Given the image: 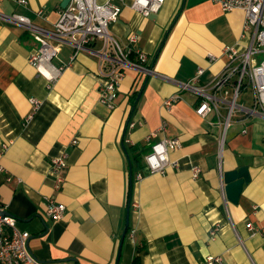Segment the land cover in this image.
<instances>
[{
    "label": "crops",
    "instance_id": "0c3cea01",
    "mask_svg": "<svg viewBox=\"0 0 264 264\" xmlns=\"http://www.w3.org/2000/svg\"><path fill=\"white\" fill-rule=\"evenodd\" d=\"M64 1L0 0V202L17 217L18 227L30 232L29 249L37 261L116 264L130 207V228L136 232L134 238L126 235L119 264H134L138 247L139 264H203L210 255L221 256L223 264H264V231L252 235L246 226L264 227V117L236 113L222 145L217 118L196 112L194 94L181 93L170 111L163 107L199 67L208 84L227 64L225 56L211 64L208 54L221 56L226 46L245 48L240 40L245 13L224 11L212 0H166L158 13L145 16L130 7L132 0H115L122 11L110 33L147 53L157 74L126 70L117 106L110 110L99 100L95 52L101 40L72 62L73 48L65 44L54 62L70 66L49 90L29 62L37 47L33 34L8 19L25 15L52 30ZM132 34L136 43H130ZM136 92H142L139 100ZM34 97L43 104L26 122ZM247 99L239 104L251 107L253 96ZM164 121L166 130L150 139ZM165 136L181 139L182 146L170 151L177 166L165 175L149 174L145 155ZM131 146L143 159V168L132 173ZM63 152L69 154L65 181L56 190L50 164ZM194 165L201 168L197 177ZM242 166L251 180L233 203L224 196L223 176ZM46 196L67 206L63 219L48 217Z\"/></svg>",
    "mask_w": 264,
    "mask_h": 264
},
{
    "label": "built area",
    "instance_id": "2783aa9c",
    "mask_svg": "<svg viewBox=\"0 0 264 264\" xmlns=\"http://www.w3.org/2000/svg\"><path fill=\"white\" fill-rule=\"evenodd\" d=\"M27 5L28 0H14ZM220 5L224 11L242 10L245 13L243 29L240 40L247 45L240 51L235 46H226L222 55L208 54L211 64L225 56L227 64L208 84L201 81L205 72L199 67L195 76L189 81L179 83V92L168 97L163 107L170 111L174 103L182 97L181 93L190 92L197 97L196 112L207 117L215 115L217 123L221 127V143L224 144L227 130L233 123L236 113L261 114L264 117V0H212ZM166 0H132L130 7L149 16L158 13ZM122 11L115 0H70L67 7L60 12L58 21L52 30L45 29L33 23L25 15L14 14L8 19H13L23 24L37 42V47L29 57L30 64L37 70L39 76L47 81L49 90L53 89L70 64H56L57 57L62 47L66 44L73 48L71 62L78 53L88 48L92 43L101 40L102 46L95 54L99 57V75L101 82L98 85L99 100L102 104L113 110L117 106V99L126 70L156 75L153 60L147 53L132 45L124 46L110 33V26L115 22ZM41 12V11H40ZM138 36L132 34L130 43H136ZM164 77L163 75H161ZM166 78V77H164ZM251 88L253 104L251 107L238 103L242 91ZM43 101L32 98V111L26 122H29L35 113L41 108ZM214 124L213 122H211ZM137 124L136 120L129 122L131 127ZM167 127L164 121L161 127L149 135V138L157 137L160 131ZM129 141V140H127ZM76 143V141H73ZM11 142L4 143L2 152L5 153L11 146ZM179 137L165 136L151 144V149L145 155V164L149 174L165 175L168 168L177 166L172 162L170 151L181 147ZM68 152L54 157L50 164V174L53 178V187L56 190L64 184L62 170L68 164ZM3 167L0 164V170ZM201 168L194 165V176L197 177ZM142 175H139V179ZM8 180H11L9 177ZM224 188V185H223ZM224 196L225 192H224ZM46 213L52 221L63 219L67 214V206L59 202L53 196H46ZM252 235L264 231V227H257L252 222L246 224ZM217 227L212 230V235L217 232ZM135 230L130 231V237L134 238ZM31 234L27 230L18 227V219L8 211L6 205L0 202V264H40L29 249ZM203 264H223L221 256H207Z\"/></svg>",
    "mask_w": 264,
    "mask_h": 264
},
{
    "label": "water",
    "instance_id": "95a60500",
    "mask_svg": "<svg viewBox=\"0 0 264 264\" xmlns=\"http://www.w3.org/2000/svg\"><path fill=\"white\" fill-rule=\"evenodd\" d=\"M69 2H70V0H65L62 3V7L63 8L67 7ZM141 94H142V92L139 94L138 100H139ZM130 171L132 173L131 162H130ZM223 180H224V184H225L224 192H225L227 200H229L233 203H238L240 196L242 194V191L244 189L245 183H247L251 180L249 168L247 166H242L239 169L225 172L224 176H223ZM131 181H132V178H131ZM129 227H130V207L128 208V211H127L126 228H125V231L121 237L116 264L120 263V258H121V254H122V247H123V244H124V241H125Z\"/></svg>",
    "mask_w": 264,
    "mask_h": 264
},
{
    "label": "trees",
    "instance_id": "16d2710c",
    "mask_svg": "<svg viewBox=\"0 0 264 264\" xmlns=\"http://www.w3.org/2000/svg\"><path fill=\"white\" fill-rule=\"evenodd\" d=\"M139 94V92H136V95ZM136 98V97H135ZM127 153L129 156V161L132 164V172L135 168L139 167V168H143V164H142V155L141 152L134 146H131L127 149ZM131 231V228H128L127 234H129ZM140 251L141 248L138 247L137 252H136V256L134 258V264H139V260H140Z\"/></svg>",
    "mask_w": 264,
    "mask_h": 264
},
{
    "label": "rangeland",
    "instance_id": "374dc122",
    "mask_svg": "<svg viewBox=\"0 0 264 264\" xmlns=\"http://www.w3.org/2000/svg\"><path fill=\"white\" fill-rule=\"evenodd\" d=\"M259 58L260 59H264V54H261ZM252 96H253V93H252V89L251 88H248V91H245V90L242 91V95H241V98L239 99V103H243L244 102L243 101L244 97L249 98V100L247 99L248 100L247 102L249 103L250 99L252 98Z\"/></svg>",
    "mask_w": 264,
    "mask_h": 264
}]
</instances>
